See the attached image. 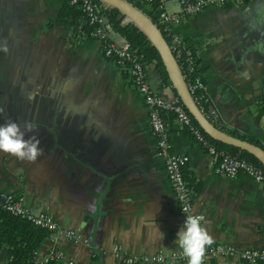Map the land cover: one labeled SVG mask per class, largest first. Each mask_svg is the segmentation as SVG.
I'll list each match as a JSON object with an SVG mask.
<instances>
[{"label":"crops","instance_id":"obj_1","mask_svg":"<svg viewBox=\"0 0 264 264\" xmlns=\"http://www.w3.org/2000/svg\"><path fill=\"white\" fill-rule=\"evenodd\" d=\"M68 3L0 0V188L81 235L52 232L38 258L58 249L74 264H122L117 246L171 252L196 236L203 244L264 247V181L216 174L212 156L170 111L171 140L190 155L185 175L194 210L204 215L198 228L186 224L142 94L101 41L85 35L84 14ZM178 29L205 68L206 109L225 129L264 143V0L207 7ZM113 38L126 42L117 32ZM147 71L164 96L177 95ZM9 257L0 246V264ZM208 263L247 264L237 256Z\"/></svg>","mask_w":264,"mask_h":264},{"label":"built area","instance_id":"obj_2","mask_svg":"<svg viewBox=\"0 0 264 264\" xmlns=\"http://www.w3.org/2000/svg\"><path fill=\"white\" fill-rule=\"evenodd\" d=\"M146 1L152 5V11L157 14L161 29L166 37H169L168 41L172 51H175L176 61L183 50H188L187 63L181 61L182 63L179 64L177 61L178 66L184 69L185 72L182 73V76L198 106L202 111L205 109L209 115L214 117L216 111L214 109L207 110L202 102L204 97L206 99V82L202 75V78L197 81H187L186 79L188 75L187 69H192L191 64L196 61L197 54L196 52H191V45L182 37L178 26L185 19L197 15L207 7L222 6L228 2H241L243 0H177L178 6L173 9L167 6L172 0ZM69 2L83 10L87 22L93 26L92 36L101 41L103 54L115 61L120 67L127 69L134 85L142 94L149 111L150 125L156 137L157 153L165 160L169 181L177 196L179 209L186 215L185 222L187 225L198 228L204 219V215L194 210L195 192L185 175V168L190 160V155L174 148L168 121L165 118L166 112L175 113L178 121L190 129L194 137L206 148L213 158V170L216 174L235 177L244 173L253 176L259 181H264V168L239 154L219 148L194 121L179 96L167 98L154 87L149 78L146 65L130 48L129 43L127 41L119 43L114 40L113 35L116 30L106 16L101 13V5L97 0H69ZM198 90H201V93H198ZM0 207L36 225L48 228L51 232L63 233L72 239L81 237L80 234L72 229L62 227L51 212L35 210L26 204L22 195L1 188ZM199 238V236H196L190 247L171 252L160 251L153 254H131L126 253L120 246L115 248V252L122 264H180L190 262L204 264L213 256H237L248 263L264 262V247L255 245L240 246L224 241L203 244ZM51 258L62 259L65 264H74V261L66 259L63 252L58 249L51 250L44 257V260Z\"/></svg>","mask_w":264,"mask_h":264},{"label":"trees","instance_id":"obj_3","mask_svg":"<svg viewBox=\"0 0 264 264\" xmlns=\"http://www.w3.org/2000/svg\"><path fill=\"white\" fill-rule=\"evenodd\" d=\"M101 5V13H103L108 20L112 23L117 33L122 35L129 43L130 48L141 58L146 67L154 69L158 75L161 84L172 85V82L168 76L161 55L153 43V40L144 31L138 23L134 20H127L128 16L120 8L114 7L108 3H103L101 0H97ZM248 1V0H246ZM155 5V3H154ZM68 9H75L77 13L84 14L83 10L74 4L68 3ZM64 13V10L62 14ZM66 14H70L67 10ZM152 18L160 25L157 14L154 11L149 12ZM161 26V25H160ZM92 24L86 22L84 25V33L87 37H91ZM168 40L169 37L167 36ZM191 52H196L194 47H190ZM188 50H183L177 61L181 64L183 61L187 63ZM175 55V51H173ZM192 69H187L188 75L186 76L187 81H197L202 78L201 75L204 72V66L201 64L199 58L191 64ZM181 72H185L182 67H179ZM128 73L126 68H122ZM175 90V89H174ZM201 93V90H198ZM203 104L206 107V99L203 98ZM264 103V99H263ZM203 111L212 119L218 126L225 129L218 121H216L208 112ZM264 112V107L262 108ZM195 121V120H194ZM196 122V121H195ZM186 129L192 134L190 129ZM227 130V129H225ZM232 134L237 135L235 131L227 130ZM193 135V134H192ZM194 136V135H193ZM208 138L214 142L219 148L224 149L228 152L236 153L242 157L247 158L249 161L256 165L264 168L263 163L257 156L250 153L249 151L240 147L224 143L213 139L209 135ZM240 136V135H239ZM243 138L251 140L264 147V143L250 136L241 135ZM51 230L39 225H36L20 216L14 215L4 208L0 207V246L8 247L10 251V257L3 264H65L62 259L51 258L48 260H41L38 258V249L44 244L45 240L50 236ZM264 263V262H262ZM144 264H156V263H144ZM248 264V262H247Z\"/></svg>","mask_w":264,"mask_h":264},{"label":"water","instance_id":"obj_4","mask_svg":"<svg viewBox=\"0 0 264 264\" xmlns=\"http://www.w3.org/2000/svg\"><path fill=\"white\" fill-rule=\"evenodd\" d=\"M103 3H108L114 7L120 8L127 14V20H134L139 26L146 31L149 37L156 45L168 76L172 82L177 96L181 99L193 119L201 127V129L213 139L228 143L249 151L259 158L264 165V147L243 138L242 136L232 134L231 132L218 126L210 117H208L198 106L190 93L182 72L175 59L169 41L161 29L160 25L152 18V16L131 3L128 0H101ZM107 18V17H106ZM108 19V18H107Z\"/></svg>","mask_w":264,"mask_h":264},{"label":"rangeland","instance_id":"obj_5","mask_svg":"<svg viewBox=\"0 0 264 264\" xmlns=\"http://www.w3.org/2000/svg\"><path fill=\"white\" fill-rule=\"evenodd\" d=\"M176 3V2H175ZM171 6H173V5H171Z\"/></svg>","mask_w":264,"mask_h":264}]
</instances>
